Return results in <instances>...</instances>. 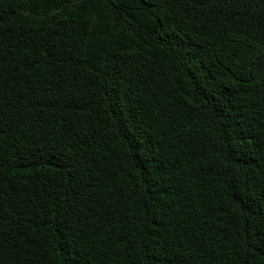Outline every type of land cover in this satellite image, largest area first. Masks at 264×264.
<instances>
[{
    "label": "trees",
    "instance_id": "trees-1",
    "mask_svg": "<svg viewBox=\"0 0 264 264\" xmlns=\"http://www.w3.org/2000/svg\"><path fill=\"white\" fill-rule=\"evenodd\" d=\"M0 264H264V0H0Z\"/></svg>",
    "mask_w": 264,
    "mask_h": 264
}]
</instances>
